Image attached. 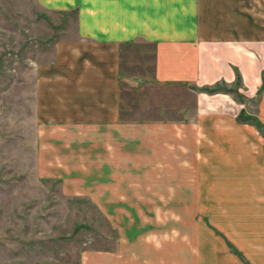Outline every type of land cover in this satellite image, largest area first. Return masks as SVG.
Masks as SVG:
<instances>
[{
  "label": "crops",
  "instance_id": "1",
  "mask_svg": "<svg viewBox=\"0 0 264 264\" xmlns=\"http://www.w3.org/2000/svg\"><path fill=\"white\" fill-rule=\"evenodd\" d=\"M37 1L77 24L36 64L39 179L88 198L115 231L80 264H264V136L239 119L264 124V0ZM238 75L255 112L199 90ZM144 81L188 94L183 120L123 118Z\"/></svg>",
  "mask_w": 264,
  "mask_h": 264
},
{
  "label": "rangeland",
  "instance_id": "2",
  "mask_svg": "<svg viewBox=\"0 0 264 264\" xmlns=\"http://www.w3.org/2000/svg\"><path fill=\"white\" fill-rule=\"evenodd\" d=\"M76 30L75 12L45 11L37 0H0V264H80L85 252L112 247L110 215L88 198L69 197L60 183L40 180L35 165L36 64L51 60L56 43L73 39ZM148 82L124 92L123 118L183 120L180 110L191 97ZM232 94L251 113L256 111L258 100ZM242 113L240 122L264 136L263 122ZM186 216L179 214V223L185 225Z\"/></svg>",
  "mask_w": 264,
  "mask_h": 264
},
{
  "label": "trees",
  "instance_id": "3",
  "mask_svg": "<svg viewBox=\"0 0 264 264\" xmlns=\"http://www.w3.org/2000/svg\"><path fill=\"white\" fill-rule=\"evenodd\" d=\"M236 85L239 88L241 86V76L240 75H238V80H237ZM226 88H229V87H227L225 84H222V85L217 84L214 87H205V88H202L199 90L203 91V92H207L209 94H216V93H220V92H225V93H230V94H232V93H238L239 94V88H238V91L226 90ZM242 118H243V113L241 114L239 119H242ZM248 120H253V118L249 117Z\"/></svg>",
  "mask_w": 264,
  "mask_h": 264
}]
</instances>
